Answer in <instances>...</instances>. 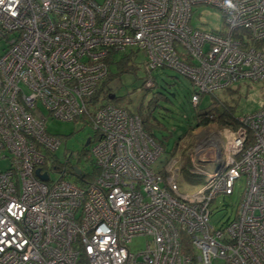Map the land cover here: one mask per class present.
<instances>
[{
	"label": "built area",
	"instance_id": "2783aa9c",
	"mask_svg": "<svg viewBox=\"0 0 264 264\" xmlns=\"http://www.w3.org/2000/svg\"><path fill=\"white\" fill-rule=\"evenodd\" d=\"M197 4L217 8L226 31L194 28ZM126 49L143 52L148 73L188 77L197 105L264 79V0H0V264H264V105L155 169L164 148L139 116L93 98L110 52ZM82 116L95 136L85 146L91 180L72 173L76 153L55 155L61 139L45 125ZM199 162L217 167L202 189L181 193L184 164L196 174ZM241 175V198L215 227L212 204ZM136 236L144 248L130 251Z\"/></svg>",
	"mask_w": 264,
	"mask_h": 264
},
{
	"label": "rangeland",
	"instance_id": "374dc122",
	"mask_svg": "<svg viewBox=\"0 0 264 264\" xmlns=\"http://www.w3.org/2000/svg\"><path fill=\"white\" fill-rule=\"evenodd\" d=\"M190 24L194 28L203 30L220 33L226 31L222 13L217 8L205 4L193 6ZM131 53L133 52L130 49H126L114 55L113 61L108 65L111 77H105L99 82L102 88L98 92L97 100L106 99L128 112H139L147 117V126L151 128L159 145L164 148L153 164L155 169L163 165L170 154L185 155L186 150L192 148L200 138L210 137L212 132L225 129L217 121L210 122L206 126H196L198 113L209 110L218 115L226 110L224 117L238 119L264 105V79L238 80L228 87L201 94L198 104L193 105L191 95L194 87L188 77L168 67L152 69L151 73H148L144 65L143 52L137 50L136 54L131 55ZM125 56L130 58L127 60V65L132 71H122L117 67L118 62ZM149 76L154 78L155 86L144 88L142 82ZM108 93H113L114 97L108 99ZM45 125L48 133L57 135L61 139V145L55 151V155L60 160H64L70 154L76 153V156L71 157V163L77 164L86 174H91L95 167L94 162L87 152L89 146H83L87 137L91 138L90 144L95 139L88 118L82 116L66 121L49 117ZM192 126L193 128L190 129ZM216 167V162H199V165L194 167L197 171L194 175L190 172V165L187 164V170L180 171L179 191L192 193L202 189L206 184L207 173ZM49 175L50 179L57 177L53 172ZM245 186V175H241L234 181L232 194L219 195L216 198L211 208L212 225L219 226L229 216L239 202ZM146 240L145 236H136L128 243V248L134 252L143 249ZM182 243L183 247H190L185 238ZM211 264H224V262L217 258L213 259Z\"/></svg>",
	"mask_w": 264,
	"mask_h": 264
},
{
	"label": "trees",
	"instance_id": "16d2710c",
	"mask_svg": "<svg viewBox=\"0 0 264 264\" xmlns=\"http://www.w3.org/2000/svg\"><path fill=\"white\" fill-rule=\"evenodd\" d=\"M132 52V51H131ZM117 53V51H111L108 58L106 59V62L107 64L109 65V63H111V61H113V57L114 55ZM136 54V52H133ZM131 53V55L133 54ZM130 59L128 56H125L123 58H121V60L118 62V69L122 70V71H132V69L127 65V60ZM107 78H110L111 75H110V72H109V69H108V74L106 76ZM154 86H155V83H154ZM102 88V86H98V88L96 89V93L94 95V99L96 100L97 99V96H98V92L99 90ZM113 93H108L107 95V98L109 99V95H111ZM102 101V100H101ZM105 102H109L108 100H103ZM110 103V102H109ZM149 113H150V110H148ZM131 113H134V114H137L141 120V124H142V128L143 130L150 136L152 137L157 143L158 141L155 139L154 137V134L151 130V128L149 126H147L146 124V120H147V117L146 116H142L139 112H131ZM225 113H226V110L222 111L221 113H218V115L214 114L213 112L211 111H206V112H203V113H198L196 115V126H206L208 125V123L210 122H214V121H217V123L225 128H229L231 130H235L238 125H239V121L238 119H228L227 117H224L225 116ZM192 127H190V129H192ZM159 144V143H158ZM84 146V145H83ZM85 147V146H84ZM85 149V148H84ZM172 155V154H170ZM186 165L187 164H184L183 166V170H187L186 169ZM97 173V170H94L93 169V172L91 174H85V178L86 180H91L94 178V176L96 175ZM195 175V174H194ZM79 183H82V181H78Z\"/></svg>",
	"mask_w": 264,
	"mask_h": 264
},
{
	"label": "water",
	"instance_id": "95a60500",
	"mask_svg": "<svg viewBox=\"0 0 264 264\" xmlns=\"http://www.w3.org/2000/svg\"><path fill=\"white\" fill-rule=\"evenodd\" d=\"M109 99H112L114 97V94H111L108 96ZM89 141H90V137H87L84 141V146H87L89 144ZM72 173L75 175V176H78L79 179H83V173H81V169L77 166H72ZM35 174L36 176L41 179V180H46L47 179V175L46 173H39V169H36L35 170Z\"/></svg>",
	"mask_w": 264,
	"mask_h": 264
}]
</instances>
